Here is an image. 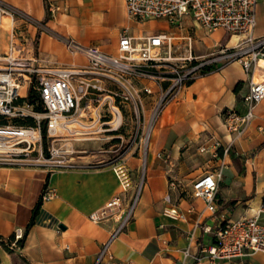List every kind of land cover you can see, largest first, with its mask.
Segmentation results:
<instances>
[{"label": "crops", "instance_id": "obj_1", "mask_svg": "<svg viewBox=\"0 0 264 264\" xmlns=\"http://www.w3.org/2000/svg\"><path fill=\"white\" fill-rule=\"evenodd\" d=\"M2 1L45 25L49 32L28 27L25 45L32 47L36 56L59 65H85L86 60L70 54L52 33L108 55L116 54L123 29L135 38L155 34L172 37L171 56L176 58L188 53L207 56L230 44L225 31L206 32L189 14L182 17L179 26L163 19L135 21L127 16L124 0ZM49 4L56 8L52 14L47 10ZM5 30L0 29V46L6 43ZM254 35L264 36V0L256 5ZM263 73L260 69L256 77ZM248 80L238 62L218 63L163 108L152 128L132 217L108 247L114 261L193 264L192 258L183 255L190 237L189 251L199 255L214 240L204 227L213 231L225 221L256 212L264 199V99L255 106L252 121L240 135L226 129L222 116L227 109L243 112ZM216 140L228 153L222 156V149H218L225 165L214 199L216 211L210 213L201 199L190 195V189L196 179L218 166V159L199 152L200 146ZM132 153L124 159L132 178L125 192L110 166L58 169L0 165V240L7 242V246L0 244V264H95L103 244L116 230L121 212L135 197L134 179L141 164L139 154ZM170 180L175 181L176 189L168 187ZM45 189H53L55 196L42 200ZM165 195L169 196L168 204L163 201ZM114 197L120 198V213L92 222L90 215ZM168 207L176 208L182 218L165 215L163 210ZM260 222L264 224V215ZM16 228L26 231L23 245L9 247L8 238ZM230 264H264V254L236 258Z\"/></svg>", "mask_w": 264, "mask_h": 264}, {"label": "built area", "instance_id": "obj_2", "mask_svg": "<svg viewBox=\"0 0 264 264\" xmlns=\"http://www.w3.org/2000/svg\"><path fill=\"white\" fill-rule=\"evenodd\" d=\"M259 1L124 0L127 16L135 21L163 19L179 26L182 17L189 14L206 32L225 31L230 44L207 56L195 57L188 53L176 58L171 56L172 37L155 34L135 38L123 29L118 37L116 54L108 55L96 47L82 46L71 38L56 37L52 33L70 54H79L86 60L85 65L65 66L36 56L34 49L25 45L27 28L49 32L45 25L0 0V22L3 17L9 20V28L5 30L6 43L0 46V165H42L58 169L110 166L125 192L131 181L123 162L76 164L53 147H47L45 153L42 149V127L45 128V138L53 140L65 131V122L79 120L92 129L85 131V135L107 133L110 138L120 139V129L129 118L131 121L134 119L135 125L129 137L133 141H148L163 108L175 100L189 83L206 74L213 65L232 61L240 64L249 80L247 92L242 97L243 112L225 110L222 112L223 124L230 133L242 134L254 117L255 106L264 99V73L256 77V73L264 69V36L254 35ZM47 10L52 14L56 8L49 4ZM30 89L36 92L43 112L35 110L36 103H27ZM144 97L153 99L149 111L142 103ZM28 119L32 120V125L24 123ZM36 148L39 158H23ZM220 148L222 156H225L228 148L222 147L217 140L209 146L199 147L200 153L218 159L219 164L215 170L196 179L190 189V195L201 199L210 213L216 211L214 199L225 165L223 158L218 156ZM43 154L49 155L48 159H44ZM140 186L130 206L121 212L119 224L103 244L95 264H120L108 253V247L131 219ZM168 187L176 189L177 185L170 180ZM54 196L53 189H45L42 200ZM163 201L168 204L169 196L165 195ZM119 213L120 198L114 197L102 209L91 214L90 220L98 223ZM163 213L171 218H182L174 207L164 208ZM262 215L264 199L251 216L225 221L213 231L204 227V232L213 235V242L202 248L199 255H192L189 251L190 237L183 251L184 257L192 258L193 264H230L236 258L264 254ZM12 236L8 245L18 248L16 243L24 238V230L16 228Z\"/></svg>", "mask_w": 264, "mask_h": 264}, {"label": "rangeland", "instance_id": "obj_3", "mask_svg": "<svg viewBox=\"0 0 264 264\" xmlns=\"http://www.w3.org/2000/svg\"><path fill=\"white\" fill-rule=\"evenodd\" d=\"M56 37L59 35L53 33ZM61 37V36H60ZM223 47V46H222ZM142 103L147 111L151 110L153 105V99L144 97L142 98ZM127 109V108H126ZM155 125V124H154ZM135 127L134 119L131 121L129 118L125 119V123L120 129L121 138H110L107 133L100 134H87V135H77L72 134L70 136H58L55 139H47L45 138V146L42 142L43 152L46 153V148L53 147L54 149L61 152V155L65 157L67 160H71L76 164H95L99 161L103 162H115V163H124V159L127 156H130L136 153L139 154L141 170L135 176L136 189L135 193H137L138 187L141 185L143 179V166L144 160L148 148L149 140L147 141V146L143 145L144 141L141 140H132L129 137V132L133 130ZM65 133V132H63ZM66 134V133H65ZM79 139V140H77ZM38 148L32 152L27 157H23L24 159H37L39 158V154L37 152ZM128 152V153H127ZM127 153V154H126ZM49 155L43 154L44 159H48ZM54 159H56L54 157ZM124 166L129 174V179H131L130 171L128 166L124 163ZM136 195V194H135Z\"/></svg>", "mask_w": 264, "mask_h": 264}, {"label": "trees", "instance_id": "obj_4", "mask_svg": "<svg viewBox=\"0 0 264 264\" xmlns=\"http://www.w3.org/2000/svg\"><path fill=\"white\" fill-rule=\"evenodd\" d=\"M47 15H48V12L46 11V16H47ZM239 85H240V84L238 83L237 86H236V89H237V87H238ZM26 101H27L28 104H34V103H36V105H35V110H36L37 112H43V106L41 105V103H40V101H39V98H38L36 92H34L32 89H30V90L28 91L27 96H26ZM1 123H2V122H1V120H0V124H1ZM17 123H23V122L18 121ZM24 123L31 124V125L33 124V122H32L31 119H28L27 122H24ZM45 137H46V133H45V128H44V126H43V127H42V142H43L44 146H45ZM38 206H39V204H37V205L34 207V209H33V211H32V217H31L30 222L28 223V226H27V227H29V226L32 224L33 217H34V215L36 214V212H37V210H38ZM25 235H26V231H24V237H25ZM12 237H13V236H10V237L8 238V242H10V241L12 240ZM23 240H24V238H23L22 240H19V241L16 243V244L18 245V247H21V246L23 245ZM0 244H3V245H5V246H7V242H4V241H2V240H0Z\"/></svg>", "mask_w": 264, "mask_h": 264}, {"label": "bare ground", "instance_id": "obj_5", "mask_svg": "<svg viewBox=\"0 0 264 264\" xmlns=\"http://www.w3.org/2000/svg\"><path fill=\"white\" fill-rule=\"evenodd\" d=\"M3 28L7 29L9 28V20L5 17L1 18V22H0V29ZM262 65V63H260ZM64 124L67 125V127H65V133L60 132L59 136H70L72 134H77V135H85V131H89L92 130L90 129V125L87 123H84L82 121L79 120H72L69 122H65ZM79 140V139H77ZM144 146H147V140L144 141Z\"/></svg>", "mask_w": 264, "mask_h": 264}]
</instances>
